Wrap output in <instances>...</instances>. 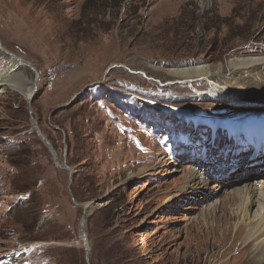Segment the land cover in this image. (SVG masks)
I'll return each mask as SVG.
<instances>
[{
  "label": "rangeland",
  "instance_id": "1",
  "mask_svg": "<svg viewBox=\"0 0 264 264\" xmlns=\"http://www.w3.org/2000/svg\"><path fill=\"white\" fill-rule=\"evenodd\" d=\"M85 1L0 0V45L36 70L0 55L17 86L0 92V264H89L76 203H91L89 257V234L120 191L124 211L107 231L127 234L145 264H260L261 209L229 191L259 177L236 155L264 159V78L241 77L238 102L223 86L229 60L264 57V0ZM54 65L69 70L48 88ZM202 65L222 71L172 74ZM32 87V117L71 177L31 130ZM191 170L206 193L185 191Z\"/></svg>",
  "mask_w": 264,
  "mask_h": 264
},
{
  "label": "bare ground",
  "instance_id": "2",
  "mask_svg": "<svg viewBox=\"0 0 264 264\" xmlns=\"http://www.w3.org/2000/svg\"><path fill=\"white\" fill-rule=\"evenodd\" d=\"M0 55L5 56V57H10V59L13 61V65H16V64L24 65L23 63H25V61L22 60L20 57L17 59L13 56L6 55L4 52V48L1 45H0ZM227 66L229 68L236 70L235 75L233 76V79L231 80L232 83L230 82V84L228 83L226 85L223 84L224 82L222 83V85H224L223 89L226 90V92H228L230 94L229 98H230L231 102H238L239 100L242 101L243 98L244 99L246 98V96H242L243 93H241V89L239 86V79H242L241 77H243V76L248 77V75H251V73H252V74H257V77L264 78V57H261V56L260 57H251V58L246 57V58L231 59L228 61ZM29 67L31 68V66H29ZM60 67L65 68L63 66H60ZM66 68H68V66H66ZM213 68H214V71L212 72L211 71L212 68L210 66H203L202 65V66H197V67H194L191 69L175 70V71H172V74L174 76H177L178 78H190L191 77L190 78L191 80L189 79L188 81H199L200 78H202V77H204L208 80L209 76H217L218 74H220L219 72L222 71L221 65L217 66V67H213ZM51 71L53 72V70H51ZM5 75L2 73L0 74V92L6 88L14 89L17 87L15 81L10 80V77L6 78L7 75L6 76ZM244 80H245V78H244ZM30 82L33 84L34 81L31 80ZM214 84H217V89H220L221 84H218V83H214ZM261 86L264 87V81H263ZM33 89L34 88L32 87L29 90V92L27 93V95L29 93L33 92ZM249 93L252 95H253V93L255 94V92L249 91L247 93V95ZM225 94L220 93L219 96L222 97ZM257 165H259L260 167H262L264 169V161L263 160H260L259 163H257ZM257 175H259V177L250 179L249 181H245L240 186L233 187V190H231L229 192H233L236 194L243 193L244 196L241 199L243 202V206L245 207V209L247 207L248 211L250 210V208L253 207V205L255 203H257V205H260V207H258L256 205V208H255V210H257V211L259 209H261L260 210L261 213H260L259 217L257 218L256 223H254L255 226H253L254 234H256V236H257V238L255 240L257 242L255 241V243H253L254 245L252 244V251L253 252L251 253V256H252V260L258 256V258L255 262L260 263V264H264V173L259 172V174H257ZM203 179L204 178H202V180H200L199 173H197L194 170H191L190 175H189V180L187 181V183L185 185V191L187 193H189L193 189H197V192L200 191L201 195L206 193L205 191H207V190H205V188L207 187L208 182L204 181L205 179L204 180ZM254 197H256V198L254 199ZM250 218H251V216H250ZM252 219H254V218H252ZM255 219H256V217H255ZM254 246H256V247L254 248Z\"/></svg>",
  "mask_w": 264,
  "mask_h": 264
},
{
  "label": "trees",
  "instance_id": "3",
  "mask_svg": "<svg viewBox=\"0 0 264 264\" xmlns=\"http://www.w3.org/2000/svg\"><path fill=\"white\" fill-rule=\"evenodd\" d=\"M118 1L115 5L113 3L111 5L118 6L123 0ZM93 2L94 0H86L83 8ZM124 203L125 196L120 191L113 193L112 199L103 209L105 214L100 223L102 227L98 230V236L91 238L92 235L89 234L91 243L89 264H145L143 256L136 252L133 246L129 245V240L126 238L127 234L123 237L117 236L119 230L116 227L111 231H107L108 227H112L115 223L116 216L124 211L121 209ZM81 253L82 251H80V260H83Z\"/></svg>",
  "mask_w": 264,
  "mask_h": 264
},
{
  "label": "water",
  "instance_id": "4",
  "mask_svg": "<svg viewBox=\"0 0 264 264\" xmlns=\"http://www.w3.org/2000/svg\"><path fill=\"white\" fill-rule=\"evenodd\" d=\"M4 52L6 55L8 56H13L15 58H19L18 56L12 54V53H9L8 51H6L4 49ZM26 67H29L31 66L27 61H25V63H23ZM31 68L33 70H35V68L33 66H31ZM35 73H36V70H35ZM35 89V88H34ZM79 95V94H76L74 95L64 106L68 107L73 101L74 99H76V96ZM28 98H27V106H28V113L30 115V121H31V130L33 132H35L36 136L41 140L43 141L47 147L49 148V150L51 151V153L53 154V157L55 159V164L58 166V167H61V168H65L69 171V175L70 177L72 176V174L75 172L73 169H71L69 166H67L66 164H62L60 165L57 161V156H56V152L54 151L52 145L49 143V141L45 138V136L39 131L37 125H36V120L32 117V109H31V102L33 100V92L29 93L28 95ZM58 108L54 109L53 111H56ZM240 116V115H239ZM242 116V115H241ZM237 118V117H235ZM249 119H252L253 120V117L251 115V112L248 113V114H245L243 115V119L244 121L242 122H246V120ZM95 203H100L101 202V198H98V199H95L94 200ZM77 205H80L83 209V215L81 217V221H80V232H81V238L83 239V244H84V247H85V257H86V260L88 261L89 257H88V251H89V244L87 242V238H86V234L83 230V226H84V222H85V219H84V213L87 212V210L91 207V203L88 202V203H84V204H80V203H76Z\"/></svg>",
  "mask_w": 264,
  "mask_h": 264
},
{
  "label": "built area",
  "instance_id": "5",
  "mask_svg": "<svg viewBox=\"0 0 264 264\" xmlns=\"http://www.w3.org/2000/svg\"><path fill=\"white\" fill-rule=\"evenodd\" d=\"M68 70H69V68H61L60 66L54 65L53 72H52V82H51V84H49L48 88L52 87V83L54 82V80L57 78V76L59 74H63L65 72H67Z\"/></svg>",
  "mask_w": 264,
  "mask_h": 264
}]
</instances>
